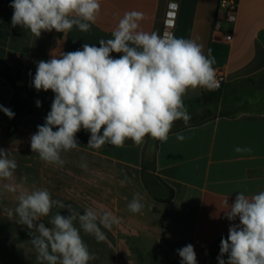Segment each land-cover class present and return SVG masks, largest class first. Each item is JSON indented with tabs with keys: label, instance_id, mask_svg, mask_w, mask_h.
I'll return each mask as SVG.
<instances>
[{
	"label": "crops",
	"instance_id": "obj_1",
	"mask_svg": "<svg viewBox=\"0 0 264 264\" xmlns=\"http://www.w3.org/2000/svg\"><path fill=\"white\" fill-rule=\"evenodd\" d=\"M238 1L236 22L231 24L219 9L220 0H102L90 31L73 27L66 35L53 30L37 38L19 25L12 27L13 0H0V62L14 66L16 56L24 55L32 76L37 62L49 60L54 51L82 50L84 43L99 47L100 39L112 38L125 12H142L141 28L162 34L171 3L178 7L174 35L202 43L205 54L211 49L213 67L226 74L217 91L188 90L187 110L201 119L172 128L169 139L157 140L153 151L148 139L139 145L126 140L122 147L88 149L80 135L90 137L80 131V147L61 154L62 167L41 161L31 150L30 137L45 123L44 116H26L14 127L0 111V148L11 150L18 163L12 182L19 184L26 176L23 186L29 191L47 188L53 199L73 205L81 214L87 207L103 208L120 218L111 231L102 228L106 239L101 242L81 230L97 257L89 264H181L177 249L187 244L194 246L197 264H218L221 239L227 238L231 224H239L238 218H225L224 200L231 205L237 192L250 196L264 191V0ZM217 19L222 20L223 32L233 34L231 43L214 39ZM13 94L0 76V105L7 108ZM176 133L186 139L178 141ZM237 146L252 151L237 153ZM81 157L86 170L80 167ZM135 193L144 196L145 207L134 214L127 205ZM16 206V194L0 191V264H39L28 243L30 230L4 212ZM57 212L69 214L53 207L41 222L52 227L48 220ZM223 258L227 261L228 255Z\"/></svg>",
	"mask_w": 264,
	"mask_h": 264
},
{
	"label": "clouds",
	"instance_id": "obj_2",
	"mask_svg": "<svg viewBox=\"0 0 264 264\" xmlns=\"http://www.w3.org/2000/svg\"><path fill=\"white\" fill-rule=\"evenodd\" d=\"M102 0H13L12 27L21 26L39 38L42 32L64 33L73 27L88 32L101 12ZM177 7V5H172ZM144 14L125 12L119 18L110 39H100L99 47L84 43L82 50L56 52L47 61L37 62L31 83L37 90H51L55 95L45 123L30 137L32 152L47 164L62 167L61 154L78 150L76 135L81 129L90 132L87 148L98 150L105 144L122 147L126 140L142 144L145 137L166 142L177 121L187 127L191 120L184 96L189 89L213 91L219 87L216 63L211 49L195 39L178 38L170 31H145L140 22ZM120 53L113 58L111 53ZM41 107V102L36 101ZM10 119L14 113L0 105ZM56 129V130H54ZM191 130V129H189ZM178 141L186 139L176 133ZM237 153L251 152L237 146ZM11 150L0 148V191L16 194L17 206L4 210L9 220L30 230V243L39 264H89L96 260L81 236V230L97 242L106 239V229L120 224V218L103 208L87 207L83 214L73 205L53 199L47 188H24L12 182L18 163ZM80 167L87 169L84 157ZM127 177L121 180V185ZM234 203L225 207V218L239 219L231 224L227 238L220 242L218 264H264V191L246 195L237 192ZM144 196L135 193L127 208L141 213ZM53 207L67 209L51 215L46 227L41 222ZM78 224V227H77ZM181 264H197L192 244L177 249ZM228 255L227 261L223 258Z\"/></svg>",
	"mask_w": 264,
	"mask_h": 264
},
{
	"label": "trees",
	"instance_id": "obj_3",
	"mask_svg": "<svg viewBox=\"0 0 264 264\" xmlns=\"http://www.w3.org/2000/svg\"><path fill=\"white\" fill-rule=\"evenodd\" d=\"M0 76L6 79L13 88V98L7 108L15 114L11 119L3 111L1 115L10 126L16 127L24 117L37 114V107L32 101L44 100L46 97L44 96L45 91H37L32 86L31 81L34 76L30 74L29 67L27 64H23L17 60L14 66L6 62H0ZM46 92L50 93L48 100L53 101L55 94L51 90ZM80 137L89 141L88 138L82 135Z\"/></svg>",
	"mask_w": 264,
	"mask_h": 264
},
{
	"label": "built area",
	"instance_id": "obj_4",
	"mask_svg": "<svg viewBox=\"0 0 264 264\" xmlns=\"http://www.w3.org/2000/svg\"><path fill=\"white\" fill-rule=\"evenodd\" d=\"M172 5H177L176 3H171L169 9L166 14V19L164 23V31H170L174 33L176 27V20H177V10L178 7H173ZM239 1L238 0H220L219 2V9L223 10L227 14V21L231 24H235L236 16L238 12ZM213 37L216 38H223L224 41L227 43H231L233 41V34L232 33H225L222 29V20L217 19L215 22V27L213 31ZM16 60L27 64V58L24 55H17ZM216 71V78L219 83V87H217L213 91H217L222 88L224 82L226 81V74L224 71L220 69H215Z\"/></svg>",
	"mask_w": 264,
	"mask_h": 264
},
{
	"label": "rangeland",
	"instance_id": "obj_5",
	"mask_svg": "<svg viewBox=\"0 0 264 264\" xmlns=\"http://www.w3.org/2000/svg\"><path fill=\"white\" fill-rule=\"evenodd\" d=\"M44 96L45 99L44 100H39L41 102V107H37V114L36 115H40V116H44L46 117L47 113L51 110V104L53 101L51 100H48L50 98V93H47V92H44ZM52 96V95H51ZM36 101L37 100H34L32 101V103H34V105H36ZM195 113H201V112H197L196 110H194ZM189 114L191 115V120L189 123H193L194 121H196L198 118H200V115L199 117L197 118L196 116H194L191 112H189ZM201 119V118H200ZM183 124V121H177L175 122L173 128H175L176 126H180ZM81 132L85 133L86 135H88V137H90V132L84 130V129H81ZM145 139H148V146L149 148L151 149V151L154 150L155 148V143H156V139H153L151 137H145Z\"/></svg>",
	"mask_w": 264,
	"mask_h": 264
}]
</instances>
